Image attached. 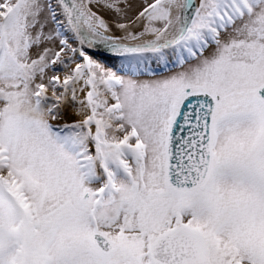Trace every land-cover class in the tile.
I'll list each match as a JSON object with an SVG mask.
<instances>
[{
	"label": "snow or ice",
	"instance_id": "1",
	"mask_svg": "<svg viewBox=\"0 0 264 264\" xmlns=\"http://www.w3.org/2000/svg\"><path fill=\"white\" fill-rule=\"evenodd\" d=\"M0 264H264V0H0Z\"/></svg>",
	"mask_w": 264,
	"mask_h": 264
}]
</instances>
